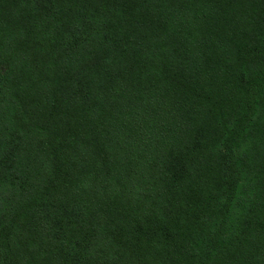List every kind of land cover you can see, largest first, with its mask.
Listing matches in <instances>:
<instances>
[{
  "label": "trees",
  "instance_id": "trees-1",
  "mask_svg": "<svg viewBox=\"0 0 264 264\" xmlns=\"http://www.w3.org/2000/svg\"><path fill=\"white\" fill-rule=\"evenodd\" d=\"M0 264H264V0H0Z\"/></svg>",
  "mask_w": 264,
  "mask_h": 264
}]
</instances>
